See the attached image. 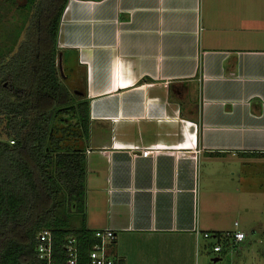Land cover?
Returning <instances> with one entry per match:
<instances>
[{
  "label": "crops",
  "instance_id": "1",
  "mask_svg": "<svg viewBox=\"0 0 264 264\" xmlns=\"http://www.w3.org/2000/svg\"><path fill=\"white\" fill-rule=\"evenodd\" d=\"M248 2L68 0L58 44L89 110L85 224L114 230L123 264H162L160 241L199 246L221 231L208 228L203 181L264 152V9L254 20Z\"/></svg>",
  "mask_w": 264,
  "mask_h": 264
},
{
  "label": "trees",
  "instance_id": "2",
  "mask_svg": "<svg viewBox=\"0 0 264 264\" xmlns=\"http://www.w3.org/2000/svg\"><path fill=\"white\" fill-rule=\"evenodd\" d=\"M67 3L27 0L25 6L32 13L24 38L13 55L0 59V129L8 139L0 140V264H67L66 244L71 237L76 239L77 263L88 264L98 242L95 230L85 224L84 149L74 142L64 143V135L53 127V117L66 112L65 107H58L57 55ZM74 108L76 139L85 138L89 133L87 102L75 103ZM251 154L264 157V152ZM64 197L72 210L60 216L56 210ZM75 217L82 221L78 227L72 226L77 224ZM45 229L52 235L50 262L37 251V234ZM214 234L222 245L221 255L226 254L231 240L221 237L220 231Z\"/></svg>",
  "mask_w": 264,
  "mask_h": 264
},
{
  "label": "rangeland",
  "instance_id": "3",
  "mask_svg": "<svg viewBox=\"0 0 264 264\" xmlns=\"http://www.w3.org/2000/svg\"><path fill=\"white\" fill-rule=\"evenodd\" d=\"M26 3L27 0H0V59L13 55L24 38L32 13ZM248 6L253 10L251 17L259 20L262 12L258 8L264 9V0H249ZM57 66L60 80L58 107H65L66 112L53 117V127L64 135V143L70 145L74 142L81 147L82 142L76 139L75 134L77 110L74 105L79 95L74 93L73 82L64 79L67 72L64 66L62 69L59 66V54ZM61 117L64 118L59 120ZM66 127L69 129L64 130ZM0 140H8L2 129ZM215 176V179L206 177L202 186V207L207 210L208 228L220 229L224 235L236 228L243 229L247 234L245 241L229 247L231 249L226 255L219 256L221 260L217 262L212 260L217 254L205 253L204 236L200 238L199 246L195 240L183 241L182 244L177 240L160 241L151 252L153 258L158 257L162 264H264V157L219 162ZM64 199L56 210L60 216L72 210L66 197ZM77 219L80 220L79 217ZM235 222L239 224L237 227ZM77 225L74 223L72 226Z\"/></svg>",
  "mask_w": 264,
  "mask_h": 264
},
{
  "label": "built area",
  "instance_id": "4",
  "mask_svg": "<svg viewBox=\"0 0 264 264\" xmlns=\"http://www.w3.org/2000/svg\"><path fill=\"white\" fill-rule=\"evenodd\" d=\"M15 141H11L14 144ZM153 153L151 149H147L143 152L144 155H148ZM239 224L235 222V226L237 227ZM199 232V231H197ZM204 238L214 240L215 245L213 246V252L215 254H221L222 245L217 243L216 234L210 232L203 233ZM95 237L98 239V242L94 245L89 254V262L88 264H119V260L110 254V247L113 245L116 234L112 229H98L95 231ZM221 237H227L234 243H242L247 238V235L244 231L236 228L235 231L229 232L227 234H222ZM38 245L37 251L39 257L45 259L50 262L53 252L52 247V235L50 230H41L37 234ZM66 251L69 255V259L67 264H78L77 263V245L76 239L71 237L68 239L66 244Z\"/></svg>",
  "mask_w": 264,
  "mask_h": 264
},
{
  "label": "water",
  "instance_id": "5",
  "mask_svg": "<svg viewBox=\"0 0 264 264\" xmlns=\"http://www.w3.org/2000/svg\"><path fill=\"white\" fill-rule=\"evenodd\" d=\"M62 53L59 54V66L62 69ZM219 258H215L214 261H217Z\"/></svg>",
  "mask_w": 264,
  "mask_h": 264
},
{
  "label": "bare ground",
  "instance_id": "6",
  "mask_svg": "<svg viewBox=\"0 0 264 264\" xmlns=\"http://www.w3.org/2000/svg\"><path fill=\"white\" fill-rule=\"evenodd\" d=\"M77 2V1H76Z\"/></svg>",
  "mask_w": 264,
  "mask_h": 264
}]
</instances>
